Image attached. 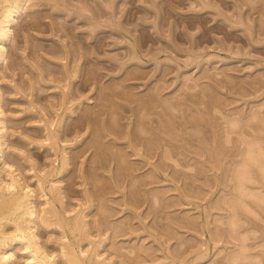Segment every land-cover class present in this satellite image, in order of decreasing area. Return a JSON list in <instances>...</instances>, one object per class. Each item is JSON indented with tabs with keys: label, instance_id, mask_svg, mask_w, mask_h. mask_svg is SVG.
Returning <instances> with one entry per match:
<instances>
[{
	"label": "rangeland",
	"instance_id": "obj_1",
	"mask_svg": "<svg viewBox=\"0 0 264 264\" xmlns=\"http://www.w3.org/2000/svg\"><path fill=\"white\" fill-rule=\"evenodd\" d=\"M84 1L97 11L95 19L87 12L80 15L77 0H68L71 6L66 8L61 2L25 0L26 7L11 26V37L6 43L7 58L0 64L3 111L0 118L6 120L7 130L0 180L9 179L10 168L4 165L6 162L23 185L33 189L32 199L37 210L49 207L44 203L52 197L49 188L55 183L64 206L59 202H54V206L64 213L62 215L68 218L70 214L85 212L82 215L91 242L84 241L75 249L78 247L79 254L82 251L90 254L97 247L95 251L105 264H235L237 257L238 260L241 257L238 264H264V178L257 167L250 165L257 183L244 184L256 197L250 196V192L249 195L243 193L244 196L234 182V170L243 159L240 153L247 149L246 145L249 147V141L259 140L264 152V0H113L115 14L111 20L121 23L116 27L106 25L109 18L105 13L107 0ZM34 19L36 26H32ZM19 20L29 23L26 29L18 30ZM91 20L101 28L94 29ZM66 72L69 75H65ZM156 88L160 92L156 90L155 94ZM117 89L122 90V94ZM65 92L69 93L66 94L68 98ZM127 92L131 102L127 100ZM204 92L217 100L214 98L206 105L201 97ZM102 93L106 95L101 96ZM189 95L198 96L194 98L197 101H191ZM158 96L162 97L160 104H153V110L152 104L147 106L149 116L145 111L146 118L142 120L146 129L156 134L153 138L159 141L152 139L153 142L143 134L147 136V144L141 134L136 138L135 123L139 120L140 107L137 110L135 106L139 100L141 103L147 101V105L151 98ZM32 100L37 109L33 108ZM111 102L114 108L116 105L119 108L116 111L121 128L117 137L107 133L106 128V106H111ZM179 104L182 110H171L170 105ZM41 107L46 110L43 112ZM90 108L99 111V118L91 116L94 111ZM89 116L99 119L96 121L98 130L93 122H85ZM81 118L84 119L82 123ZM159 119L163 129L157 124ZM45 120L52 123L49 128L59 138L57 150L55 146L52 150L44 145L47 143L44 141ZM179 124H182V132L178 130ZM189 124L204 132L196 128V134ZM164 129L169 132L164 133ZM227 133L229 142L222 143ZM95 135L103 144L124 150L130 167L133 165L135 169L131 167L132 171L116 177L117 163L113 153L106 154L105 162L94 157L97 156L95 149L89 144ZM205 137L208 142L199 140ZM129 140L133 141L131 147ZM206 143L212 149L207 151ZM128 148L133 149L134 154ZM164 149L169 154L172 150L177 154L168 156L163 153ZM64 155L68 159L67 166L61 168ZM45 170L54 174L45 184V192L49 191L46 196L37 182ZM92 172L100 178L101 184H106V189L101 184L93 189L89 180ZM128 175L136 178L135 182L139 181L135 183ZM156 197L159 198L156 200ZM100 201H104L103 205L110 212L101 213ZM231 201L232 207L236 206L233 209L228 205ZM106 216L110 218L104 219ZM233 219L240 224L234 226ZM181 220L188 222H184L185 225ZM41 223L38 220L36 227L39 243L48 251L46 253L55 254L58 264H65L59 257V241L73 242L71 234L66 231L64 235L63 229L46 228ZM170 231L175 232L171 237ZM96 242L102 243L100 247L94 245ZM117 248L119 251H115ZM137 249L141 251L138 253ZM10 251L15 254L13 264H31L21 245ZM197 254L204 257L199 260Z\"/></svg>",
	"mask_w": 264,
	"mask_h": 264
},
{
	"label": "bare ground",
	"instance_id": "obj_2",
	"mask_svg": "<svg viewBox=\"0 0 264 264\" xmlns=\"http://www.w3.org/2000/svg\"><path fill=\"white\" fill-rule=\"evenodd\" d=\"M25 0H0V64L4 61V60H6V58H7V48H6V43L10 40V37H11V26H12V24L14 23V22H16V19H17V17H18V15H20L21 14V12H22V10H23V8L24 7H26V5L24 6V4H23V2H24ZM46 1V3L47 2H50V3H56V4H58L59 2H61L62 4H63V7H65L66 8V6H68V5H70V4H68L67 2H68V0H45ZM78 2H79V5H78V7H76L77 8V10H79L80 12H81V14L80 15H82V13L83 14H85L86 12L87 13H89L90 14V17H91V19H95V17H96V14H97V11L96 10H92L91 9V7L84 1V0H77ZM60 3V4H61ZM33 5H35V4H32V6ZM71 6V5H70ZM70 6L68 7V8H70ZM206 6V5H205ZM30 7H31V5H30ZM59 8V7H58ZM72 8H74V7H72ZM29 9V8H28ZM74 10H75V8H74ZM76 10V11H77ZM99 10V9H98ZM103 10V9H102ZM104 11V10H103ZM105 13L107 14V15H109V18H108V21H107V24L106 25H113L114 27H116L117 25L118 26H121L120 24L121 23H113V21L111 20V18H112V16L115 14V8H114V1L113 0H107V4H106V7H105ZM99 15V14H98ZM87 17H89L88 16V14L86 15ZM101 16V15H100ZM33 17V16H32ZM86 17V18H87ZM89 17V18H90ZM107 17V16H106ZM37 18V17H36ZM35 18V19H36ZM34 19V23H32V26H36V24H35V22H36V20ZM38 19V18H37ZM26 20V19H25ZM30 20V19H29ZM20 21V20H19ZM92 21V20H91ZM28 22V21H27ZM92 22H94V21H92ZM115 22V21H114ZM19 23V22H18ZM106 23V22H105ZM105 23H104V25H105ZM103 24V23H102ZM29 25V23H26L24 20H22V21H20V23H19V26H18V30H24V29H26L27 28V26ZM262 25V24H261ZM264 25V24H263ZM93 27H94V29H96V28H98V29H100L101 28V25L99 24V23H97V22H94L93 23ZM114 27H112V28H114ZM31 28V27H30ZM39 28V27H38ZM37 28V29H38ZM103 28V27H102ZM104 28H106V27H104ZM109 28H111V27H109ZM33 29H34V27H33ZM124 29V28H123ZM17 30V31H18ZM116 30V29H115ZM119 30V29H118ZM61 31V30H60ZM22 32V31H21ZM128 32V31H127ZM19 33V32H18ZM144 35H146V34H144ZM15 36V35H14ZM17 36V35H16ZM18 37V36H17ZM146 38H148L147 36H146ZM16 39V38H15ZM130 39V38H129ZM128 39V40H129ZM79 41V40H78ZM136 41V40H135ZM80 42V41H79ZM142 42V41H141ZM134 43V42H133ZM132 44V43H131ZM134 47V46H133ZM82 57V56H81ZM67 70V69H66ZM65 70V71H66ZM93 70H95V69H93L92 68V71ZM64 71V72H65ZM92 71L90 72V71H88L87 70V72H90V73H92ZM87 72H86V74H87ZM95 72V71H94ZM68 72H66V74L65 75H69V74H67ZM89 75H91V74H89ZM86 77V76H85ZM68 78H70V77H68ZM88 79V81H89V79L91 80L92 79V77H90V78H87ZM87 79H85L86 81H87ZM259 81V80H258ZM97 82H98V79H97ZM257 82V81H256ZM255 82V83H256ZM86 83V82H85ZM88 83H90V82H88ZM87 84V83H86ZM96 84H98V83H96ZM116 84V83H115ZM258 84V83H257ZM118 85V84H117ZM122 85V84H121ZM120 86V85H119ZM117 87V86H116ZM159 87V86H158ZM113 88H114V86H113ZM118 88H120V87H118ZM112 89V88H111ZM116 89V88H115ZM121 89H122V87H121ZM118 91H120L119 89H117ZM123 90V89H122ZM121 90V91H122ZM157 90V92H160V89H155L154 90V92ZM0 91H1V89H0ZM33 91V90H32ZM115 91V90H114ZM120 91V94H122V92ZM125 91V90H124ZM68 92V91H67ZM67 92H65V96L68 98V96L66 95V94H69V93H67ZM126 92V91H125ZM154 92L152 93V94H154ZM207 92H210L209 90L207 91ZM110 93V92H109ZM114 93H116V91L114 92ZM117 93H119V92H117ZM205 93V92H204ZM212 93V92H211ZM103 95H101V96H104V95H106L105 93H102ZM113 94V93H112ZM123 94H124V92H123ZM130 94V93H129ZM155 94H156V92H155ZM32 95V94H31ZM109 95H111V93L109 94ZM116 95V94H115ZM125 95L128 97V99L127 100H129V96H128V92L127 93H125ZM124 95V96H125ZM201 95H204V96H201L202 97V99H207V101H204V100H202V99H200V100H202V102H205V104H206V102H208L209 104L210 103H212L213 101V99L214 98H216V97H213L210 93H205V94H201ZM70 96V95H69ZM118 97H120L119 96V94L117 95ZM124 96H122V98L124 97ZM131 96V95H130ZM134 96V95H133ZM132 96V97H133ZM153 96V95H152ZM157 96V95H156ZM190 96V100L191 101H197V100H195V99H198V96H195V95H192V97H191V95H189ZM100 97V96H99ZM106 97V96H105ZM109 97V96H108ZM110 97H112V96H110ZM113 97H114V94H113ZM131 97V98H132ZM149 97H151V94H150V96ZM153 97H155V96H153ZM200 97V98H201ZM115 98V97H114ZM113 98V99H114ZM121 98V97H120ZM133 98H135V97H133ZM137 98V97H136ZM135 98V99H136ZM195 98V99H194ZM63 99H66V98H63ZM112 99V100H113ZM123 99H125V97L123 98ZM134 99V100H135ZM147 99H148V97H147ZM146 99V100H147ZM161 99H162V97H159L158 96V98H151V100H150V98H149V100L151 101L150 103H147V105H146V102H143V103H141V101H140V103H139V101L137 102L138 104H136L137 106H135L136 108L138 107H140V109L138 110V108H137V112H138V114H139V120H137L138 121V123H137V121H136V123H135V125L137 126V132L134 130V128L136 127H134L133 128V130L136 132V134H137V136H136V138L137 137H140V134L144 137L145 135H143V134H146V135H148L150 138V140H152V139H154L153 137L156 135H153V132L151 133V131H149V129L147 128L146 129V125H145V122L142 120V119H145L146 118V113L148 112V111H146V110H148L146 107L147 106H150V104H155V106H156V103H158V104H160V101H161ZM67 100V99H66ZM66 100H65V102L64 103H66ZM101 100H102V98H101ZM106 100V99H105ZM126 100V99H125ZM131 100V99H130ZM129 100V102H131ZM133 100V101H134ZM149 100H148V102H149ZM215 100H217V98L215 99ZM64 101V100H63ZM103 101V100H102ZM102 101H101V103H100V106H102ZM110 101V100H109ZM132 101V102H133ZM1 102H2V96H1V94H0V117L1 116H3V111L1 110ZM68 102V101H67ZM136 102V101H135ZM134 102V103H135ZM164 102L166 103H169L168 102V100H164ZM32 106H33V108H36V106L34 105L35 104V102L32 100ZM31 103H29L30 105H31ZM63 103V104H64ZM72 103V102H71ZM71 103H70V105H71ZM76 102H74L73 103V105L75 104ZM81 103V102H80ZM99 103V102H98ZM103 103H107V102H103ZM110 103V102H109ZM62 104V105H63ZM111 106L109 105V106H106V107H108L107 108V114H108V119H107V126H106V128L108 129V131L109 132H107V133H109V134H111V135H119V133H120V128H121V126H120V124H119V114H118V112L116 111V109H119V108H117V105H116V108H114V106H115V104L114 103H112L111 102ZM170 104V103H169ZM214 104V103H213ZM65 105V104H64ZM81 105H82V103H81ZM98 105V104H97ZM107 105H108V103H107ZM142 105V106H141ZM152 105H151V107H152ZM207 105V104H206ZM69 106V105H68ZM68 106H67V108H68ZM74 106H76V105H74ZM105 106V105H104ZM181 106L182 105H170V108H171V110H173V108H175V109H181ZM38 107V106H37ZM63 107V106H62ZM70 107V106H69ZM168 107V106H167ZM42 108V107H41ZM64 108V107H63ZM98 108V107H97ZM100 108V107H99ZM98 108V109H99ZM103 108V107H102ZM153 108H154V105H153V107H152V110H153ZM157 108V107H156ZM37 109V108H36ZM91 109V108H90ZM104 109V108H103ZM207 109H209V108H207L206 107V110ZM212 109V108H211ZM31 110H34V109H31ZM42 110H43V112H44V110H46V109H44V108H42ZM70 110V109H69ZM93 109H91V111H92ZM101 110V109H100ZM106 110V109H105ZM150 110V109H149ZM182 110V109H181ZM180 110V111H181ZM37 111V110H36ZM40 111V110H39ZM64 110H62V112H63ZM68 111V110H67ZM94 111V110H93ZM102 111H104V110H101L100 112H102ZM145 111H146V113H145ZM174 111V110H173ZM176 111V110H175ZM209 111V110H208ZM38 112V111H37ZM36 112V113H37ZM209 112H211V111H209ZM34 113H35V110H34ZM67 113H69V112H67ZM87 113V112H86ZM88 113H90V111L88 112ZM103 113V112H102ZM63 114H64V112H63ZM71 114H73V113H71ZM92 114H94V116L95 115H97V117H98V115H100V113H99V111L98 110H96V111H94V112H92L91 113V116H93ZM137 114V115H138ZM149 114V112L147 113V115ZM82 115V114H81ZM80 115V116H81ZM85 115V114H84ZM88 115V114H87ZM103 115V114H102ZM101 115V116H102ZM151 115V114H150ZM86 116V115H85ZM85 116H83V117H85ZM149 116V115H148ZM173 116V115H172ZM64 117V116H63ZM137 117V118H138ZM46 118V117H45ZM44 118V119H45ZM61 118V117H60ZM99 118V117H98ZM148 118H150V117H148ZM183 118V117H182ZM2 118H0V162L2 161V157H3V155H4V149H3V145L6 143V133H7V130H6V120L5 119H3V120H1ZM64 118H62L61 120H63ZM80 119V118H79ZM78 119V120H79ZM154 120H155V118H153ZM88 122H93V124H94V126H95V128L97 127L98 128V126H96V125H98L97 123H96V121L98 120V122H99V119H97L96 120V118L95 117H93V118H90V116L89 117H86V119H85V122L86 123H88ZM148 119H146V121H147ZM152 120V119H151ZM157 120V119H156ZM160 120V121H159ZM158 120V125L160 126V128L161 129H163V122L161 121V119H159ZM82 121H84V119L82 120V118H81V123H82ZM45 126H44V128H45V130H46V137H45V142H47L46 144H44V145H47V147H48V145L52 148V150H53V146H58V143H57V141L59 142V138H58V136H56L55 135V132L54 131H51V129L49 128V125L51 124L52 125V123H50V124H48V122H50V121H46L45 120ZM80 122V121H79ZM78 122V123H79ZM148 122V121H147ZM146 122V123H147ZM150 122V121H149ZM154 122V121H153ZM195 122H199V121H195ZM61 123V122H60ZM156 123V122H155ZM165 123V122H164ZM184 123H186V121L184 122ZM188 123V122H187ZM187 123H186V125H187ZM76 124V123H75ZM92 124V125H93ZM50 125V126H51ZM77 125V124H76ZM80 125V124H79ZM82 125V124H81ZM91 125V126H92ZM147 125H150V124H147ZM158 125L157 126H155V127H158ZM185 125V124H184ZM90 126V127H91ZM189 126H191L190 124H189ZM52 127V126H51ZM60 127V126H59ZM150 127V126H149ZM166 127V126H165ZM180 127H182V124H179V129L178 130H180L181 132H182V128H180ZM192 127V129H194L193 131L196 133V128H198L201 132H204V131H202V128H200V127H198V126H191ZM95 128H93V129H95ZM96 128V129H97ZM152 128H154V126H152ZM167 128V127H166ZM59 130H60V128H58ZM157 129H159V128H157ZM185 129V128H184ZM98 130V129H97ZM97 130H95V131H97ZM160 130V129H159ZM104 131H106V129L104 130ZM122 131V130H121ZM158 131V130H157ZM161 131V130H160ZM166 130L164 129V133H166V132H169V130L168 131H166ZM184 131V130H183ZM58 132V131H57ZM180 132V133H181ZM263 132V131H262ZM98 133V132H97ZM121 133H123V132H121ZM170 133H172V132H170ZM185 133H188V132H185ZM191 133V132H190ZM59 134V133H58ZM93 134H95L94 133V131H93ZM128 134V133H127ZM135 134V135H136ZM167 134V133H166ZM189 134V133H188ZM197 134V133H196ZM98 135V134H97ZM121 135H123V134H121ZM135 135H134V137H135ZM150 135H153V136H150ZM229 133H227V137L225 138V140H223V142L222 143H227V142H229ZM258 135V134H257ZM96 136V135H95ZM99 136H100V134H99ZM99 136H96L92 141H91V144H89V146L91 145L92 146V149L94 148L95 149V151L94 152H96V155L97 156H94L95 158L97 157V158H102V161H106L107 159H106V154H108V152H111V153H113L114 154V157H115V159H116V163H117V175L115 174V176L116 177H119V176H124L125 175V173L127 172V173H129V171H132L133 170V168H134V166L132 165L131 167H133V168H131L130 167V164H129V162L127 161V157H126V152H124V150H122V149H117V148H115L114 146H109V145H107V144H103L101 141H100V139H98L99 138ZM116 136V137H117ZM167 136V135H166ZM172 136H174V134L172 135ZM263 136H264V134H263ZM122 137H124V136H122ZM128 137V136H127ZM152 137V138H151ZM169 137V136H168ZM170 137H171V135H170ZM179 137V136H178ZM178 137H177V139H178ZM130 138V137H129ZM142 138V137H141ZM145 138V137H144ZM146 138H147V136H146ZM143 139V141H144V143L147 141V139ZM181 138V137H180ZM243 139H244V136L242 137ZM241 138V139H242ZM252 138H254V137H252ZM128 139V138H127ZM148 139V140H149ZM171 139V138H170ZM175 139V138H174ZM176 139V140H177ZM240 139V140H241ZM134 140V139H133ZM141 139L139 138V141H140ZM156 140V138L154 139V141ZM171 140H173V139H171ZM175 140V141H176ZM199 140H202V141H204V142H208V141H206V137L205 138H202V139H199ZM246 140V139H245ZM251 140V139H250ZM130 141V140H129ZM153 141V140H152ZM153 141V142H154ZM157 141H159V140H156V142ZM174 141V140H173ZM179 141V140H178ZM183 140H180V143L182 142ZM186 141V140H185ZM188 141V140H187ZM248 141V140H247ZM247 141H245L246 143H247ZM259 140H254V141H252V142H250L249 141V147L246 145V150L245 151H243V152H241L240 154H243L242 156H243V159H242V163L240 164H238L237 165V168H235V175H234V177L236 178L235 180H234V182H235V185L237 186V187H239V190L241 191V193L243 194V193H247L248 192V195H249V192L250 191H248V189L249 188H247V186L244 184L245 182H249V185H251L250 183H252V184H255V183H257V182H255V179H254V177L251 175L252 174V170H250L251 168H250V165H254L255 167H257L258 168V170H259V174H262L261 175V177L262 178H264V157H263V151H262V148H261V142L259 141ZM135 142V141H134ZM152 142V143H153ZM136 143H139L138 141H136ZM136 143H134V144H136ZM147 144L149 143V141L148 142H146ZM159 143V142H158ZM161 143V142H160ZM178 143V142H177ZM183 143V142H182ZM202 143V142H201ZM241 143H243L244 144V141H242ZM156 144V143H155ZM154 144V145H155ZM164 144V143H163ZM186 144H188V143H186ZM209 144V143H208ZM43 145V144H42ZM41 145V146H42ZM44 145H43V147H44ZM116 145V144H115ZM133 145V141H130V147ZM145 145V144H144ZM165 145V144H164ZM204 145V144H203ZM206 145H207V143L204 145V147H206ZM223 145V144H222ZM40 146V145H39ZM40 146V147H41ZM127 146H128V143H127ZM159 146V145H158ZM161 146V145H160ZM168 146V145H167ZM210 146V145H209ZM244 147H245V145H243ZM49 147V148H50ZM54 147V148H55ZM146 147H148L147 145H146ZM166 147V146H165ZM207 147H208V145H207ZM206 147V148H207ZM42 148V147H41ZM89 148V147H88ZM91 148V147H90ZM120 148V147H119ZM124 148V147H123ZM169 148H170V146H169ZM209 148H211V147H208V149H207V151L209 150ZM58 148L56 147V150H57ZM128 149H131V148H128ZM147 149V148H146ZM212 149V148H211ZM132 151H133V149H131ZM149 150H150V148H149ZM165 150V152H163L164 154H168V156L170 155V154H172V153H175V152H173V150H172V153H170L169 154V151L168 150H166V149H164ZM169 150H171V148L169 149ZM174 150H175V148H174ZM177 150V149H176ZM175 150V151H176ZM218 150V149H217ZM146 151V150H145ZM178 151V150H177ZM213 151V150H212ZM136 152V151H135ZM147 152V151H146ZM149 152V151H148ZM151 152V151H150ZM149 152V153H150ZM211 152V151H210ZM208 153V152H207ZM65 154V153H64ZM133 154H134V151H133ZM148 154V153H147ZM177 154V152L175 153V155ZM128 155V154H127ZM163 155V154H162ZM164 156V155H163ZM163 156H161V157H163ZM171 156H173V154L171 155ZM93 157V158H94ZM169 158V157H168ZM166 159V158H165ZM171 159V157L169 158V160ZM67 156H63L62 157V164L61 165H63V166H61V168H63V167H65V166H67ZM101 160V159H100ZM168 160V159H167ZM172 160H174V159H172ZM178 160H179V158H178ZM95 161H97V160H95ZM101 161V162H102ZM104 162H102V163H104ZM173 162V161H172ZM175 163V162H174ZM163 164H164V167H165V163L163 162ZM167 164V163H166ZM4 165L5 166H8L9 168H10V171L7 173V177H9V179H5V180H0V264H13L14 263V259H15V254L13 253V252H11L10 250H11V248L12 247H14V246H16V245H21V247H22V249L27 253V255L29 256V258H30V263L31 264H58V261H56V257H55V254H48V253H46V252H48L46 249H44L43 248V246L39 243V241H38V234H37V232H36V227H37V221L38 220H41V224H43V226L44 227H46V228H50V227H52V226H56V227H59L60 229H63L62 230V234H64V233H66V231H69L68 233L69 234H71V236H72V238H73V242H70V241H65V242H62V240L61 241H59L60 242V245H59V248H60V256L59 257H61V260H62V262L63 263H65V264H105V263H103V261H101V255L98 253V251H95V249L97 248V247H94L95 249L90 253V254H84V252L82 251L81 252V254H79L77 251H79V250H76V249H78V247L81 245V243L82 242H84V241H88V243L89 242H91L90 241V234H89V230H87V223L85 222V220L86 219H84L85 217H84V215H82V213L84 214L85 212H80V213H77L76 215H71V217H70V215H69V217L68 218H66V216L65 215H62V214H64V213H60V211L57 209V207L56 206H54V202H59V203H61V206H64L63 205V203H62V201H61V196H60V191H58V187H56V186H54V184L55 183H53L52 182V184H51V186H50V184H49V186H50V188H49V191L47 190L46 192H49V194L51 193V195H52V197L51 198H49V199H46V201H45V205H49V207L48 208H45L44 206L42 207V208H40L39 210H37L36 209V207H35V205H34V203H35V201H33V199L32 198H34V194H33V189H31V188H26L25 187V185H23V183L21 182V178H19V177H17V176H15L14 175V172L12 171V166L11 165H7V163L6 162H4ZM168 165V164H167ZM177 164H175V166H176ZM168 166H170V165H168ZM185 166V165H184ZM253 166V167H254ZM167 167V166H166ZM185 167H187V166H185ZM61 168H60V170H59V172L61 171ZM66 168V167H65ZM64 168V169H65ZM191 168V167H190ZM135 169V168H134ZM193 169V168H192ZM257 170V171H258ZM56 171H58V170H56ZM68 171V170H67ZM92 171V170H91ZM90 171V172H91ZM233 171V170H232ZM234 171H233V173H234ZM55 172V171H54ZM64 172V171H63ZM116 172V171H115ZM177 174H178V172L177 171H175ZM197 172H200V171H197ZM261 172V173H260ZM183 173V172H182ZM56 174H57V172H56ZM62 174V173H61ZM131 174V173H130ZM134 174V173H133ZM132 174V175H133ZM200 174H201V172H200ZM41 176L43 175V174H40ZM58 175V174H57ZM63 175V174H62ZM88 175V174H87ZM186 175H187V173H186ZM36 176V175H35ZM39 176V175H38ZM37 176V177H38ZM51 176H54V174H53V171H48V170H45V172H44V175H43V177H38V179H37V182L39 181V185H40V187H38L40 190H41V192H43L44 193V195L46 196L47 195V193L45 192V184H47L50 180H49V178L51 177ZM90 176V175H89ZM194 176V175H193ZM197 176V175H196ZM258 176V175H257ZM128 177L130 178L131 176L130 175H128ZM145 177V176H144ZM144 177H143V179H144ZM190 177H191V175H190ZM198 177V176H197ZM233 177V178H234ZM85 178H87V177H85ZM119 178H121V177H119ZM123 178V177H122ZM199 178V177H198ZM201 178V177H200ZM127 179V178H126ZM131 179H133L132 181H134V179H136V178H134V177H131ZM130 179V180H131ZM139 179H141V178H139ZM228 179V178H227ZM232 179V178H231ZM230 179V180H231ZM89 180H90V184L92 183L93 184V189L95 188V187H97L98 186V184H101V180H100V178L98 179V176H96V174H95V172H94V174H93V172H92V175L90 176V178H89ZM88 180V181H89ZM116 180V179H115ZM119 181H120V179H118ZM197 180V179H196ZM206 180V179H205ZM208 180V179H207ZM233 180H232V182H233ZM87 181V180H86ZM122 181H124V179L123 180H121V182ZM137 182L139 181V180H136ZM140 181H142V180H140ZM146 181V180H145ZM257 181V180H256ZM264 181V180H263ZM262 181V182H263ZM85 182V181H84ZM100 182V183H99ZM135 182V181H134ZM137 182H135V183H137ZM87 183V182H86ZM116 183H118V182H116ZM140 183V182H139ZM146 183V182H145ZM204 183V182H203ZM207 183V182H206ZM209 183V182H208ZM207 183V184H208ZM140 184H143V182L142 183H140ZM247 184V183H246ZM56 185V184H55ZM95 185H97V186H95ZM103 185V187H105L106 186V184L105 183H103V184H101V186ZM132 185V184H131ZM134 185V184H133ZM133 185H132V188H133ZM138 185V184H137ZM185 185H187L186 183H185ZM95 186V187H94ZM117 186V185H116ZM136 185H134V187H135ZM143 186V185H142ZM189 186V185H188ZM191 186V185H190ZM235 186V187H236ZM100 187V186H99ZM137 187H141V186H137ZM136 188V187H135ZM134 188V189H135ZM97 189V188H96ZM100 189V188H99ZM105 189H106V187H105ZM104 189V190H105ZM133 189V190H134ZM235 189V188H234ZM95 190V189H94ZM103 190V189H102ZM103 190V191H104ZM137 190V189H136ZM136 190H134L135 191V193H138ZM236 190L238 191V189L236 188ZM131 191V190H130ZM192 191V190H191ZM240 191H238V192H240ZM98 192V194H99V192L100 191H97ZM238 192H236L237 194H238ZM241 193H240V195L239 196H241ZM93 194V193H92ZM101 194V193H100ZM63 195V194H62ZM88 195V194H87ZM95 195V194H94ZM134 195H139V194H133V196ZM153 195H154V193H153ZM158 194H155V196H157ZM244 195V194H243ZM253 195H255V194H252V192H250V196H253ZM93 196V195H92ZM97 196V195H96ZM96 196H94V197H96ZM245 196V195H244ZM139 197V196H138ZM159 197H160V195H159ZM158 197V198H159ZM253 197H256V196H253ZM46 198V197H45ZM48 198V197H47ZM133 199H134V197H132ZM136 198V197H135ZM157 197H156V200L158 199ZM222 198H223V196H222ZM226 198V197H225ZM233 198H235V197H233ZM92 199V198H91ZM90 199V200H91ZM94 199H97V197L96 198H94ZM138 200H139V202H140V200L141 199H139V198H137ZM224 199V198H223ZM238 199H240V198H238ZM259 199V198H258ZM155 200V199H154ZM153 200V201H154ZM235 200V199H234ZM233 200V201H234ZM86 201H87V199H86ZM95 201H97V200H95ZM134 201V200H133ZM135 201H136V199H135ZM153 201H152V203H153ZM160 201V200H159ZM162 201V200H161ZM222 201V200H221ZM235 201H238L237 200V198H236V200ZM256 201H258V200H256ZM89 202V201H88ZM87 202V203H88ZM104 202V201H103ZM103 202H101L100 201V203L98 204V206L100 205V211H101V213H104L105 214V212H106V207L103 205L104 203ZM132 202V201H131ZM156 202H158V201H156ZM155 202V203H156ZM232 202V201H231ZM58 203V204H59ZM89 203H91V202H89ZM137 203V205H138V202H135V204ZM142 203V202H141ZM154 203V204H155ZM159 203V202H158ZM93 203H91V205H92ZM164 204V203H163ZM233 205V202L232 203H228V205L229 206H231L232 207V205ZM235 204V203H234ZM236 204H238V203H236ZM235 204V205H236ZM240 201H239V206H240ZM244 203L242 202V205H243ZM43 205V204H42ZM153 205V204H152ZM157 205V204H156ZM158 205H160V204H158ZM162 205V204H161ZM160 205V206H161ZM226 205H227V203H226ZM246 205V204H245ZM60 206V205H59ZM61 206L59 207V208H61ZM87 206H89V204H87ZM155 206V205H154ZM165 206V205H164ZM47 207V206H46ZM85 207H86V205H85ZM84 207V208H85ZM97 207V206H96ZM233 207H236V206H233ZM233 207H232V209H233ZM99 208V207H98ZM162 208H164L163 206H162ZM87 209V208H86ZM85 209V210H86ZM89 209V208H88ZM235 209V208H234ZM61 210H63V209H61ZM83 209H81V211H82ZM99 210V209H98ZM108 212H110L109 210H107ZM249 210H247V212H248ZM67 212V211H66ZM66 214V213H65ZM97 214H100V212H98ZM107 215V214H106ZM67 216H68V214H67ZM103 216H105V215H103ZM102 216V217H103ZM107 216H110V215H107ZM104 217V219H106V218H110V217ZM159 218V217H158ZM103 219V218H102ZM177 219V218H176ZM183 219V218H182ZM100 220V219H99ZM157 220H159V219H157ZM234 220V219H233ZM237 220V219H236ZM239 220V219H238ZM96 221H98V220H96ZM102 221V220H101ZM176 221H180V219L179 220H176ZM182 221V220H181ZM232 221V220H231ZM230 221V222H231ZM235 221V220H234ZM233 221V222H234ZM240 221V220H239ZM100 222V221H99ZM99 222H96V223H99ZM183 222V221H182ZM185 222V221H184ZM183 222V224H185V223H187L188 221H186L185 223ZM232 222V223H233ZM236 222V221H235ZM102 223V222H101ZM101 223H100V225H101ZM106 223V222H105ZM237 223L238 222H236L235 224H234V226H237ZM161 224V223H160ZM178 224H181L180 222L178 223ZM182 224V225H183ZM240 223H238V225H239ZM109 225V224H108ZM113 225V224H112ZM186 225V224H185ZM189 225V224H188ZM98 226H99V224H98ZM162 226V225H161ZM165 226V225H164ZM231 226H233V225H231ZM55 227V228H56ZM102 228L104 227L105 228V225L104 226H101ZM109 227V226H108ZM163 227V226H162ZM168 226H166V228H167ZM107 228V227H106ZM109 228H111L110 230L112 231V227H109ZM160 226H159V231H160ZM166 228L164 227V229L166 230ZM115 229V228H114ZM122 229V228H121ZM169 230H171L170 228H168ZM101 230V229H100ZM108 230V229H107ZM117 230V229H116ZM123 230V229H122ZM61 231V230H60ZM161 231H163L164 232V230L163 229H161ZM116 232V231H115ZM114 232V233H115ZM167 232V231H166ZM165 232V233H166ZM172 232H174V231H170V237H171V235L173 236L174 235V233L172 234ZM113 233V234H114ZM68 234V235H69ZM64 235H66V234H64ZM63 235V236H64ZM118 234H117V232H116V236H117ZM166 235H169V232H168V234H166ZM177 236V235H176ZM176 236L175 237H172V238H176ZM211 236H212V234H211ZM63 238V237H62ZM72 238H71V240H72ZM177 238H179V236L177 237ZM181 238V237H180ZM64 240H65V237H64ZM93 240V239H92ZM100 240V239H99ZM98 240V241H99ZM104 240H105V238H104ZM108 240V239H107ZM181 240V239H180ZM179 240V241H180ZM51 241V240H50ZM101 241H103V239L101 240ZM178 241V242H179ZM58 242V241H57ZM62 242V243H61ZM100 242V241H99ZM104 242V241H103ZM85 243H87V242H85ZM93 243V242H92ZM105 243V242H104ZM112 243H114V242H112ZM58 244V243H57ZM91 244V243H90ZM99 245V247H100V245L102 244V243H97L96 242V244H94V245ZM54 245V244H53ZM76 245L78 246L76 249H75V247H76ZM113 245V244H112ZM115 245V244H114ZM113 245V246H114ZM90 246H92V245H90ZM81 247V246H80ZM79 247V248H80ZM89 247V246H88ZM119 248H117V250H115V251H119L118 250ZM140 249V248H139ZM139 249H137L138 250V253L142 250V248H141V250H139ZM91 250V249H90ZM97 250V249H96ZM168 250V249H167ZM179 250H180V248H179ZM86 251H88V250H86ZM130 251V250H129ZM133 252V251H132ZM135 252H137L136 251V249H135ZM85 253H87V252H85ZM88 253H89V251H88ZM117 253V252H116ZM120 253V252H119ZM119 253H117V254H119ZM129 253H131V252H129ZM138 253H136V255L138 254ZM177 253V252H176ZM171 254V253H170ZM178 254V253H177ZM199 254V253H198ZM197 254V255H198ZM201 255V254H200ZM119 256V255H118ZM235 256V255H234ZM233 256V257H234ZM197 257H199V260H200V258L201 257H204L203 255H201V256H197ZM169 258V257H168ZM231 258V257H230ZM238 258V257H237ZM236 258V260L234 259V261L235 262H239V260H240V258H239V260ZM171 260H173V258L172 259H170V261ZM198 260V259H197ZM189 261V260H188ZM228 261V260H227ZM191 262V261H190ZM232 262H233V259H232ZM238 262L237 263H235V264H238ZM229 264H231V262H228ZM234 263V262H233ZM232 263V264H233ZM112 264V263H111ZM192 264V263H191Z\"/></svg>",
	"mask_w": 264,
	"mask_h": 264
}]
</instances>
